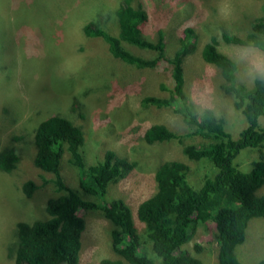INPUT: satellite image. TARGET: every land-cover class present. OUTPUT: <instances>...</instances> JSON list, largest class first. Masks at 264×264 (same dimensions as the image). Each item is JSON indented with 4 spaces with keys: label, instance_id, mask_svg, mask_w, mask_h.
Masks as SVG:
<instances>
[{
    "label": "rangeland",
    "instance_id": "1",
    "mask_svg": "<svg viewBox=\"0 0 264 264\" xmlns=\"http://www.w3.org/2000/svg\"><path fill=\"white\" fill-rule=\"evenodd\" d=\"M125 2L144 9L146 20L141 29L149 40L155 39L157 31L162 32L167 57L176 49L181 30L189 26L196 33L197 48L213 37L218 50L233 59L242 45L223 42L221 33L242 38L251 21L264 14V0H0V148L12 145L18 156L10 172L0 171V264H12L6 251L14 241V224L46 218L45 202L58 194L52 174L32 164L31 128L46 116H63L81 128L79 151L85 166L100 159L106 150L134 162L126 176L106 186L102 198L122 199L139 232L143 226L135 216V207L155 191L153 174L162 160L186 163L189 183L194 186L213 173L208 161L189 160L182 154V145L202 139L189 135L190 128L178 114L169 107L140 103L146 95L165 96L158 86L169 82L166 63L158 61L153 68L117 64L120 62L105 55L99 38L84 36L81 27L87 21L116 34L113 11ZM123 45L146 59L155 55ZM183 66L184 89L195 108L201 110L195 103L196 95L205 87L214 89L222 105L219 117L231 137H236L244 120L233 108L231 95L220 91L218 69L204 62L198 49L184 58ZM235 74L237 81L251 84L242 79L238 65ZM154 123L165 125L177 138L146 143L143 131ZM261 152L264 155V145ZM258 154V149H243L235 163L245 167ZM59 173L66 185L80 190L76 168L66 152ZM26 180L36 185L28 197L20 189ZM256 192L263 193L264 184ZM78 215L84 222L79 263L95 264L101 258L117 257L110 247L111 224L103 213L95 208L80 210ZM182 247L202 264H215L213 222L196 223ZM234 251L241 264L264 258V218L249 220L244 239Z\"/></svg>",
    "mask_w": 264,
    "mask_h": 264
},
{
    "label": "trees",
    "instance_id": "2",
    "mask_svg": "<svg viewBox=\"0 0 264 264\" xmlns=\"http://www.w3.org/2000/svg\"><path fill=\"white\" fill-rule=\"evenodd\" d=\"M113 16L116 34L109 33L94 21H87L81 27L84 36L99 38L104 43L105 55L120 62L117 64L153 68L158 61L166 63L169 82L158 86L166 92L165 96L146 95L140 103L169 107L178 114L190 128L189 135L202 139L182 145V154L189 160L208 161L213 173L200 178L198 186H194L189 183L186 163L179 159L162 160L153 174L155 191L135 207V216L143 226L139 232L122 199H103L106 186L126 176L134 162L106 150L100 159L85 166L79 151L83 142L81 128L63 116H46L31 128L32 164L52 174L58 194L46 200V218L14 224V241L7 247V255L12 264H80L84 222L78 213L96 208L111 224L110 247L117 257L101 258L95 264H202L182 245L191 238L195 224L207 220L213 222L215 229V264H241L235 247L243 241L249 220L264 218V192H256L264 184V155L261 152L264 145V125L261 124L264 82L257 80L246 85L237 81V65L233 59L218 50L213 37L197 48L196 33L189 26L181 30L176 49L167 57L160 30L154 40L143 34L141 28L146 13L139 4H119ZM220 37L225 43L244 45L252 41L264 48V14L251 21L250 30L244 37L224 32ZM124 43L153 51L155 55L150 59L140 57L127 50ZM197 49L204 62L218 69L220 91L231 95L233 108L243 117L244 125L234 138L225 129L221 117L196 109L185 92L184 58ZM142 138L146 143L161 142L176 139L177 134L163 124L154 123L143 131ZM243 149L259 151L257 158L245 167L235 163ZM64 152L76 168L80 190L71 188L61 179L59 164ZM17 161L14 146L0 148V171L10 172ZM35 188L31 180L20 186L26 197ZM252 264H264V258Z\"/></svg>",
    "mask_w": 264,
    "mask_h": 264
},
{
    "label": "clouds",
    "instance_id": "3",
    "mask_svg": "<svg viewBox=\"0 0 264 264\" xmlns=\"http://www.w3.org/2000/svg\"><path fill=\"white\" fill-rule=\"evenodd\" d=\"M233 62L240 69L243 80L264 82V48L255 42L249 41L235 50ZM195 103L203 110L220 116L219 108L222 106L215 90L205 87L195 97Z\"/></svg>",
    "mask_w": 264,
    "mask_h": 264
}]
</instances>
